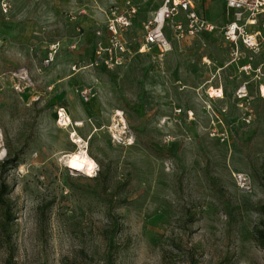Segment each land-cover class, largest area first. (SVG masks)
<instances>
[{
    "label": "rangeland",
    "instance_id": "obj_1",
    "mask_svg": "<svg viewBox=\"0 0 264 264\" xmlns=\"http://www.w3.org/2000/svg\"><path fill=\"white\" fill-rule=\"evenodd\" d=\"M126 1L12 0L11 15L0 12V160L20 152L5 174L14 264H264L255 241L264 228V47H235L215 33L171 40L161 54L144 47L140 28L124 64L90 66L107 16ZM160 4L144 0L133 22ZM198 10L225 21L221 0ZM210 85L223 98L208 97ZM81 147L95 162L91 176L68 168ZM99 171L116 191L111 209L93 191ZM239 172L250 191L237 185ZM6 257L0 240V264Z\"/></svg>",
    "mask_w": 264,
    "mask_h": 264
},
{
    "label": "built area",
    "instance_id": "obj_2",
    "mask_svg": "<svg viewBox=\"0 0 264 264\" xmlns=\"http://www.w3.org/2000/svg\"><path fill=\"white\" fill-rule=\"evenodd\" d=\"M144 1V0H143ZM126 1L124 7L112 10L107 16L105 41H97L93 53L92 67L113 70L124 64L130 57L129 42L124 33L133 23V18L143 2ZM161 4L150 19L141 22L144 47L153 46L161 54L172 49L170 39L164 30L169 29L173 40L181 41L219 33L221 41L238 47L239 44L250 51H260L264 47V0H221L224 3V23L220 26L207 20L198 10L202 0H160ZM0 11L7 15L10 3L0 0ZM100 31L97 35H100ZM170 37V38H171ZM58 44L52 45L47 62L53 60ZM82 95L87 99L88 92ZM61 108L58 119H64ZM237 185L245 191L251 190V178L246 173H236Z\"/></svg>",
    "mask_w": 264,
    "mask_h": 264
},
{
    "label": "trees",
    "instance_id": "obj_3",
    "mask_svg": "<svg viewBox=\"0 0 264 264\" xmlns=\"http://www.w3.org/2000/svg\"><path fill=\"white\" fill-rule=\"evenodd\" d=\"M148 149L157 154L158 152L148 146ZM20 152L8 150L7 156L0 160V240L6 251V263L14 264V244L13 232L15 215L12 209V202L10 200V186L6 181V172L19 164ZM97 179L99 186L93 190L99 199L107 204L108 209L114 207L116 191H108L106 186V176L102 172H98ZM263 225V222H260ZM117 230L118 228H112ZM255 241L261 248L264 249V228H257L255 230Z\"/></svg>",
    "mask_w": 264,
    "mask_h": 264
},
{
    "label": "bare ground",
    "instance_id": "obj_4",
    "mask_svg": "<svg viewBox=\"0 0 264 264\" xmlns=\"http://www.w3.org/2000/svg\"><path fill=\"white\" fill-rule=\"evenodd\" d=\"M142 51H144V50L142 49ZM161 67H163V66H161ZM242 69H245V68H242ZM205 92H206V95H208V97H211V98L212 97H215V98H218V99L219 98H223V93H222L221 89H215L211 85L206 88V91ZM245 92H246L245 87L244 86L241 87L239 89V91H238V93L240 95H238L237 97L238 98L244 97L245 96ZM259 92H260L259 94H261V97L264 98V86L263 85H261L259 87ZM117 115H120V111L119 110L117 111ZM63 116H64V114H63ZM61 122L63 123V125H68L71 122V119H70V117H68V115L67 116L65 115L64 119H61ZM76 125H83V124H81V122H77ZM75 132H77V131H75ZM72 136L75 137L74 133L72 134ZM74 141H75V143H78V144L82 142V140L80 138H78V137L75 138ZM78 148H77V150H78ZM66 160H67L66 161L67 162V165L69 166L68 168H71L72 170L81 172V173H83L85 175H88V176H91L93 174V172H94L95 162H94V160L92 158H90L88 156L87 152L85 151V149L83 147H81L78 151L69 154L67 156Z\"/></svg>",
    "mask_w": 264,
    "mask_h": 264
},
{
    "label": "crops",
    "instance_id": "obj_5",
    "mask_svg": "<svg viewBox=\"0 0 264 264\" xmlns=\"http://www.w3.org/2000/svg\"><path fill=\"white\" fill-rule=\"evenodd\" d=\"M7 1H12V0H7ZM202 2L204 3L205 2V0H202ZM25 6H27L25 3H20L19 4V7H18V10H19V12H20V14H24V11H25V9H24V7ZM37 7V6H36ZM11 4H10V11H9V13L7 14V15H3L4 17H6V16H9V15H11ZM41 9H43V8H41ZM44 10H45V14L46 15H48V13H47V11H48V2L46 1L45 2V8H44ZM37 11V10H36ZM1 12V11H0ZM155 12V11H154ZM2 14V13H1ZM33 14L35 15V17L36 18H38V11H37V13H34V10H33ZM100 16L98 17V21H97V19L96 20H94L93 22L95 23V24H97V25H101L102 24V19H100L102 16H103V14H101V13H98ZM7 18V17H6ZM90 25H91V23L90 24H88V23H86V24H84V26H86V27H84V28H87L86 30H85V32H87L86 34V36L85 37H87V42L88 41H90V40H93L95 37L91 34V31L89 30L90 29ZM140 25V23L138 22V21H135L134 20V22L132 23V25H131V27L129 28V29H127L126 31V36H127V39H129L128 41H134V37H135V34H138L139 32V30H140V28H141V26H139ZM142 30V29H141ZM85 34V33H84ZM206 37H209V36H206ZM170 39V41L171 40H173L172 38H169ZM93 49H94V46H92V50H91V53L93 52ZM208 83V82H207ZM212 86V85H211ZM215 89H218V88H215ZM222 91V93H223V90H221Z\"/></svg>",
    "mask_w": 264,
    "mask_h": 264
}]
</instances>
